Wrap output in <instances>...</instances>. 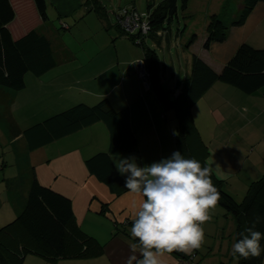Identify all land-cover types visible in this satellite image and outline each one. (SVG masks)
<instances>
[{"label":"crops","instance_id":"1","mask_svg":"<svg viewBox=\"0 0 264 264\" xmlns=\"http://www.w3.org/2000/svg\"><path fill=\"white\" fill-rule=\"evenodd\" d=\"M49 1V8L61 21L64 17H72L73 24H76L75 31H80L81 37L89 39L88 50L84 52L83 47L79 54L71 53L57 37L52 38L37 29L46 20H38L32 0L16 1V16L10 24L13 36L22 35L30 19L40 22L35 29L51 40L57 60L56 66L41 76L27 73L23 89H3L0 92L1 95L9 96L8 112L17 127L24 130L78 103L95 105L103 100L119 112L137 139L134 150L112 154L115 167L120 159L129 157H135L139 166L169 158L177 151L170 114L137 74V63L143 58L142 44L149 45L150 37L138 35L140 38L137 39L126 36L116 25L115 19L110 17V13L114 17L116 11L127 9L132 4L128 0H109L110 4L106 6L103 0H98L107 14L105 19H99L93 10L84 5L85 0ZM136 2L133 0V9L146 21L149 7L147 13H141ZM230 3L231 0H222L216 8H211V0H189L183 13L193 17V4L203 5L208 7L203 14L206 25L211 14H218L224 23L220 15L231 8L228 7ZM240 3L241 0H236L237 9ZM61 24L63 29L71 26L69 22L62 21ZM231 27L249 31H256L260 27L264 29V3L256 5L244 24ZM229 31L227 28L226 33ZM147 33L149 31L144 35ZM156 35L159 41L164 36L167 42L170 39V34L166 35L163 30L156 31ZM196 41L190 46L192 53H199L208 63L205 57L215 43L209 49H204V39L200 47ZM237 41L233 51L244 42L242 39ZM230 50L228 48L229 55ZM173 65V74L166 85L170 90L177 79ZM212 67L219 69L221 64ZM172 91V96H175L177 92L174 89ZM192 119L206 151L205 162L213 167L212 176L236 200H241L249 184L264 173V85L254 92L246 93L232 84L216 81L192 106ZM0 145V242L12 250L36 248L35 242L15 221L25 204L33 171L40 185L71 201L73 220L70 229L80 231L93 240L90 254L69 258L74 260L71 264H127L131 255L127 241L131 238L129 222L132 221V202H138L139 197L119 186L109 188L90 173L85 163L95 153L109 149V131L104 122H95L29 150L22 133L10 137L6 122L0 119ZM24 165L26 168L23 173L21 168ZM217 168L227 175V180L217 178ZM120 177L125 183V177ZM209 222L203 225L204 233ZM193 253L202 264V258L197 257L198 250ZM32 256L44 260V264L55 261L28 252L21 264ZM162 259L164 264H175L178 257L171 253ZM132 264H137L136 260Z\"/></svg>","mask_w":264,"mask_h":264},{"label":"trees","instance_id":"2","mask_svg":"<svg viewBox=\"0 0 264 264\" xmlns=\"http://www.w3.org/2000/svg\"><path fill=\"white\" fill-rule=\"evenodd\" d=\"M17 0H0V92L3 89L18 91L25 87V75L32 73L41 76L57 64L51 40L35 29V24L27 26L24 33L14 37L10 24L16 16ZM38 14L39 21L47 20L46 0H32ZM189 0H162L157 7L146 16L149 33L139 36H148L159 40L156 31L164 30V23L177 18V10H185ZM258 3L264 0H241L237 15L230 26H241L254 10ZM84 5L93 10L99 19L106 18V9L98 0H85ZM114 13L116 25L117 15ZM227 26L218 14H211L206 25V37L203 48L209 49L213 43L223 42L227 36ZM124 33V32H123ZM126 35V34H124ZM139 39L137 34L126 35ZM134 38V39H135ZM197 36L192 33L186 42L190 47ZM143 58L147 77V87L151 90L165 111H172L176 126L172 132L174 144L186 159L194 158L205 165L204 145L200 139L192 119V106L203 93L216 81L226 82L251 93L264 85V48H255L246 42L240 43L232 56L219 69L210 66L198 53H193L190 60V71L184 77H178L170 90L162 84L158 55L152 47L142 44ZM176 95L172 96V90ZM8 95L0 94V119L7 124L10 137L15 133H22L27 141L29 150L42 147L50 142L74 133L90 124L102 121L109 131V149L97 152L86 159L85 163L91 174L113 189L119 186L125 190L124 182L120 177L113 161L112 154L129 152L136 148L137 139L118 111L103 100L95 105L78 103L65 110L57 112L44 120L20 130L8 112ZM213 184L220 192L218 205L226 215L234 219V243L242 237L240 233L256 223V231L261 232V255L237 259V264H262L264 257V173L257 180L252 181L243 196L238 201L227 192L220 181L211 177ZM73 220L71 201L40 185L31 173V183L22 210L17 214L15 221L19 223L35 242L36 248L21 247L9 249L0 242V264H21L28 252L46 256L52 260L85 257L91 252L93 240L80 231L70 229ZM132 221L129 222L131 224ZM1 231V229H0ZM177 257L185 254L173 252Z\"/></svg>","mask_w":264,"mask_h":264},{"label":"clouds","instance_id":"3","mask_svg":"<svg viewBox=\"0 0 264 264\" xmlns=\"http://www.w3.org/2000/svg\"><path fill=\"white\" fill-rule=\"evenodd\" d=\"M125 177L124 187L139 197L132 202L130 257L127 264H164L162 257L173 252L191 255L205 242L203 225L212 219L211 212L221 198L213 184V167L208 162L202 167L194 159H186L180 151L169 158L139 166L135 157L120 159L116 167ZM217 178L227 180L216 169ZM251 227L240 233L231 256L234 259L261 255V232ZM137 253L139 256H137Z\"/></svg>","mask_w":264,"mask_h":264},{"label":"rangeland","instance_id":"4","mask_svg":"<svg viewBox=\"0 0 264 264\" xmlns=\"http://www.w3.org/2000/svg\"><path fill=\"white\" fill-rule=\"evenodd\" d=\"M116 2L117 0H112ZM131 7H127V9H132L134 7L133 0H128ZM222 0H211V8H216ZM162 0H137L136 6L141 13H147V8L149 7V11H152L155 7L161 3ZM218 2H220L218 4ZM50 1L47 0V15L48 18L46 22L39 26L37 29L42 31L43 33L52 36V38H56L63 44H66V47L71 53L79 54L83 47L84 52L88 50V42L89 39H85L81 37L80 31H75L72 17H64L62 19L63 22H69L70 28L63 29L62 21L56 16L55 12L53 13L51 8H49ZM103 3L106 6H109V0H103ZM235 7L233 9L226 10L224 14L220 15L223 19L224 23L230 31L227 33V40L224 42H216L209 52V54L205 57V59L212 66L217 67L221 64L223 66L225 62L232 56L234 53L235 44H237V40L242 39L244 42L250 44L255 48H264V29L260 27L256 31H249L247 29L240 30L237 27H231L229 24L233 20V18L237 15V5L236 0H231V3L228 7ZM207 6L203 5H195L193 4L192 10L194 12L193 17L189 16L188 13H183V10L178 8L177 10V18H173L171 22L164 23L163 27L166 35L170 34V39L167 42L166 37L158 42L154 38H149L148 46L155 49L158 58H159V67H160V78L162 84L166 87L168 82L170 81V77L172 76V64L175 67L174 73L175 78L184 77L190 71V60L192 56V49L187 47L185 44L188 38L192 33H195L196 44L199 43V47L202 45L203 39H205L206 32V23L203 18V14L207 10ZM219 8V7H218ZM124 9V8H123ZM145 12H142V11ZM217 12V11H216ZM215 12V13H216ZM87 14H95L94 12H88ZM111 19H113V15L110 13ZM115 19V18H114ZM32 22V19L29 20ZM29 25H31V23ZM34 23V22H32ZM40 22L35 24V27ZM87 38V37H86ZM86 40V42L84 41ZM251 42V43H249ZM195 44V45H196ZM254 44V45H252ZM194 45V46H195ZM260 46V47H257ZM228 48L231 50L228 53ZM196 49V47H195ZM197 53V52H196ZM199 54V53H198ZM202 54V53H201ZM225 55L227 56L226 59ZM226 60V61H224ZM224 61V62H223ZM166 65V69H165ZM32 75V74H31ZM171 117V129H175L176 121L174 118V113L172 111H168ZM5 148V147H4ZM1 151V145H0ZM1 164V159H0ZM26 168L25 165L22 166V170ZM24 173V170H23ZM240 201V200H238ZM212 219L207 224L205 228V242L200 249H198L197 257L202 258V264H237V259H234L231 256L232 246L234 244V230L235 223L234 219L231 215H226L225 210L217 205L216 208L211 212ZM40 258L28 257L26 262L23 264H44V260H39ZM39 260V261H38ZM74 260L70 259H61L55 260L52 263L48 264H71ZM262 264H264V257L262 259Z\"/></svg>","mask_w":264,"mask_h":264},{"label":"built area","instance_id":"5","mask_svg":"<svg viewBox=\"0 0 264 264\" xmlns=\"http://www.w3.org/2000/svg\"><path fill=\"white\" fill-rule=\"evenodd\" d=\"M117 23L126 35L144 34L149 31L148 21H144L143 16L135 9H122L117 15ZM137 74L143 78L144 85L147 87V77L145 66L142 61L137 63ZM175 264H200L196 260L195 253L179 257Z\"/></svg>","mask_w":264,"mask_h":264}]
</instances>
